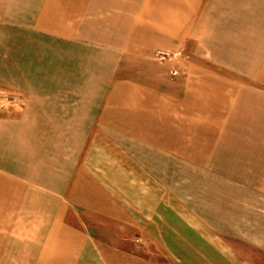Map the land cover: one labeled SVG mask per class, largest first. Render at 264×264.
<instances>
[{
    "label": "crops",
    "instance_id": "crops-1",
    "mask_svg": "<svg viewBox=\"0 0 264 264\" xmlns=\"http://www.w3.org/2000/svg\"><path fill=\"white\" fill-rule=\"evenodd\" d=\"M0 38L32 47L0 52L19 95L0 109V261L22 244L31 264H264V0H0ZM188 45L173 79L129 68ZM87 213L170 259L100 239Z\"/></svg>",
    "mask_w": 264,
    "mask_h": 264
},
{
    "label": "rangeland",
    "instance_id": "rangeland-1",
    "mask_svg": "<svg viewBox=\"0 0 264 264\" xmlns=\"http://www.w3.org/2000/svg\"><path fill=\"white\" fill-rule=\"evenodd\" d=\"M0 38V52L5 51L6 55H9V52L13 50H21V51H27L30 52L32 50V47H30L28 44H23L21 47H18L17 44L9 43V42H2ZM183 48V47H182ZM192 50V51H191ZM196 49L192 45H188L185 47L183 52H180V50L176 52H160L154 55L153 57L149 59H145L143 61H136V60H127L131 65L129 68H133L142 70V73L139 72L141 75L137 76L139 79H143L144 81H151L150 78L153 76L165 78V79H173L174 73L178 70H180V67L183 65H187L188 63L197 61L195 57ZM45 55V49L41 50V52L38 55V60H40ZM13 59L6 58V65L7 67H12ZM204 62L203 60H199ZM29 59H27L26 65H28ZM23 65V62H22ZM126 72V71H125ZM143 74V75H142ZM130 75V73L128 74ZM126 76V75H124ZM133 76V75H132ZM123 77V76H122ZM150 77V78H149ZM5 86H8V83H5ZM12 85V84H11ZM19 95L16 94L13 90H8L5 88L4 91H0V99L3 100L0 109L3 112H12L14 107V99L17 98ZM12 114V113H11ZM200 174V172H199ZM181 192V198L183 199L182 206L186 209H189L190 206L199 207V203H196L197 198H199L200 195V189L197 188V190H194L191 184L186 183L185 185L180 187ZM204 204V203H203ZM79 214L82 215L81 212ZM71 218L73 220H78V211L73 213ZM83 218V217H82ZM85 219V229L86 231H89L92 233L95 231V235L98 236L100 239L105 240L106 242L115 245L117 247H120L125 250H129L137 255L144 256L153 262H166L167 259L171 257V255L164 250L162 247L163 245L158 241V236L154 234L150 235H141L140 232H138L134 228H130L125 225L116 224L111 221L103 220L101 218H96L92 214H84ZM167 224H169L167 222ZM82 227V226H81ZM23 247L21 251H9L6 252L4 259L0 261L1 264H31L32 260H30L32 251H29L28 249H24L25 247H28L29 245H22V244H14L12 247L20 246ZM251 254L254 256V252H251ZM19 256L21 258L19 259ZM253 258V257H252ZM257 261V255L256 259Z\"/></svg>",
    "mask_w": 264,
    "mask_h": 264
}]
</instances>
